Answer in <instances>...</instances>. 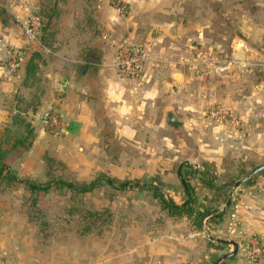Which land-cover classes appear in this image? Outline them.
I'll return each instance as SVG.
<instances>
[{"label": "rangeland", "instance_id": "obj_1", "mask_svg": "<svg viewBox=\"0 0 264 264\" xmlns=\"http://www.w3.org/2000/svg\"><path fill=\"white\" fill-rule=\"evenodd\" d=\"M65 1L70 10L80 9L81 0ZM60 13L56 9L54 15ZM224 17L223 9L214 12L213 8L210 31H221L223 36L226 22L224 39L229 43L212 36V42L170 44L173 52L166 55L161 54L165 45L160 43L153 59L147 52V61L158 63L154 67L161 73L147 83L166 79L171 85L164 110L173 112L182 121L180 126L165 123L156 133L133 132L127 138V133L119 132L105 134L103 141L80 143L44 126L43 111L55 110L47 106L39 75L17 80L14 105L18 107L13 108L21 112L3 126L0 139L2 161L10 172L37 185L98 179L89 192L56 184L47 191H32L22 182L0 179V232L8 235L5 238L23 260L32 264H214L233 249L218 239L235 241L238 259L245 263L261 259L263 251L257 260L250 259V241L256 237L242 229L237 216L232 217V202L242 184L236 186V181L264 164V155L257 157L251 148V137L264 129V44L255 45L257 56L236 49L242 18ZM51 23L49 31L55 35L58 29ZM50 41L47 46L55 50L53 36ZM39 61L41 57L36 58L35 73L41 74ZM177 66L181 75H173ZM241 144L249 150L243 157L235 156ZM179 173L189 184L192 203L186 212H171L152 189L157 186L165 200L182 204L188 194ZM253 176L245 182L251 183ZM123 182L128 185L120 187Z\"/></svg>", "mask_w": 264, "mask_h": 264}, {"label": "crops", "instance_id": "obj_2", "mask_svg": "<svg viewBox=\"0 0 264 264\" xmlns=\"http://www.w3.org/2000/svg\"><path fill=\"white\" fill-rule=\"evenodd\" d=\"M39 1L0 0V139L3 126L13 122L21 112L13 108L19 90L16 82L21 76L25 79L23 66L34 51L40 53L42 61L38 64L42 73L35 74L42 79L47 106L54 107L63 124L62 135L84 143L103 141L105 134L119 132L127 133V138L133 132L156 133L165 123L170 124L168 113L173 112L164 110V97L171 85L166 79L162 83H147L161 74L154 67L158 63L153 61H147L139 79L123 78L113 65L115 47L121 40L144 48L152 59L160 43L165 45L164 52L161 51L164 55L173 52L170 44L174 47L212 42V36H221L223 43H229L224 39L226 22L223 36L221 31H210L214 8V12L223 9L225 20L235 14L242 18L237 26L242 36L236 38V49L241 41L238 50L257 56L255 45L264 44V0H116L125 4V14H120L113 5L115 0H81L80 9L75 11L65 7V0H57L56 9L61 13L52 18L51 27L58 29L53 34L56 48L52 50L41 42L39 35L29 41L22 32L23 23ZM9 49L19 51L20 75L19 72L16 76L5 75ZM181 69L177 66L173 75H181ZM173 116L179 124L169 126H180L182 121ZM39 134L42 136L44 130ZM251 140L256 156L264 155V129L254 133ZM248 150L247 144H241L235 156L243 157ZM250 182L237 189L233 211L242 229L259 240L263 254L257 262L245 263L238 259L237 252L223 264H264V169ZM0 235V264H32L22 259L10 239L5 238L8 235L1 232Z\"/></svg>", "mask_w": 264, "mask_h": 264}, {"label": "built area", "instance_id": "obj_3", "mask_svg": "<svg viewBox=\"0 0 264 264\" xmlns=\"http://www.w3.org/2000/svg\"><path fill=\"white\" fill-rule=\"evenodd\" d=\"M116 7L124 13L126 6L121 1H116ZM41 27V17L38 14L32 13L23 23V33L27 40L34 41L39 35ZM149 59L147 51L139 45L127 39L121 40L117 43L115 48V55L113 65L118 70L119 74L125 79H134L140 76L146 61ZM21 66V57L19 51L9 49L7 53L5 75L8 77L16 76ZM226 113V112H225ZM227 114V113H226ZM41 119L45 127L50 131H61L63 124L57 112L51 108L43 111ZM238 123V121H236ZM236 216L235 213L232 217ZM251 247L249 249V256L251 260H257L261 256L262 249L259 246L257 239H251Z\"/></svg>", "mask_w": 264, "mask_h": 264}, {"label": "trees", "instance_id": "obj_4", "mask_svg": "<svg viewBox=\"0 0 264 264\" xmlns=\"http://www.w3.org/2000/svg\"><path fill=\"white\" fill-rule=\"evenodd\" d=\"M56 1L57 0H40L39 1V5L37 6V8L35 9V11L33 13L38 14L41 17V27H40V31H39V38L41 40V42L46 45L51 44V38L53 36V33L49 31L50 29V23L51 20L54 16V13L56 11ZM40 53L39 52H32L30 55V58L24 63L23 66V71H24V77L25 80H27L29 77H31L32 75L35 74L36 72V58H40ZM3 158V151L0 149V179L3 177L9 179V180H16L19 182H22L24 184L27 185V187L29 189H31L32 191H39V190H43V191H47L49 190L52 186H54V184H56L58 187H65L68 189H74L77 190L78 192H89L91 191L94 187H96L97 183H98V179H94L90 182L87 183H82V184H76L70 181H65V180H57L55 182H46L42 185H37L33 182H31L30 180L26 179V180H20L18 179L13 173H11L9 167L7 165H5V163L2 161ZM179 176L181 178V182L183 185L184 190L186 191V193L188 194V199H186L182 204L177 205L175 203H173L172 201H168L165 200L163 195L161 194L159 187H153V194L158 197V199L163 203V205L165 206V208H169V210H171V212H186L190 209V204L191 199H190V187L189 184L184 180V177L181 176V174L179 173ZM109 180V179H108ZM111 181V180H109ZM128 183H121L120 187H125L127 186ZM135 185H137L135 183Z\"/></svg>", "mask_w": 264, "mask_h": 264}, {"label": "water", "instance_id": "obj_5", "mask_svg": "<svg viewBox=\"0 0 264 264\" xmlns=\"http://www.w3.org/2000/svg\"><path fill=\"white\" fill-rule=\"evenodd\" d=\"M241 45V41L238 42L237 44V48H239ZM168 118H169V123L170 124H179V121L173 116L172 113H168ZM264 169V164L254 168L252 171H250V173H248L245 177L241 178L240 180L236 181L235 185H239L243 182H245L246 180H248L251 176L255 175L256 173H258L260 170ZM219 242H223V243H229L233 246L232 251L224 254L221 258L218 259L217 262H215L214 264H218L219 262H221L223 259L228 258L230 256H232L233 254L236 253L237 249H238V245L235 241L233 240H225V239H218Z\"/></svg>", "mask_w": 264, "mask_h": 264}]
</instances>
